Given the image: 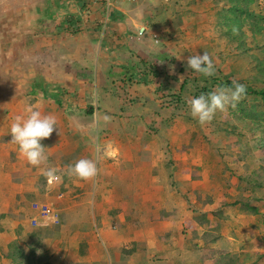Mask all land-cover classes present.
I'll return each instance as SVG.
<instances>
[{
    "label": "crops",
    "instance_id": "obj_1",
    "mask_svg": "<svg viewBox=\"0 0 264 264\" xmlns=\"http://www.w3.org/2000/svg\"><path fill=\"white\" fill-rule=\"evenodd\" d=\"M215 1L111 0L87 19L82 0H0V264H220L256 249L249 235L225 233L223 172L188 108L173 104V55L188 40L193 50ZM28 107L57 118L39 167L10 143ZM94 157L93 180L66 175ZM49 168L59 182L48 183ZM34 201L61 222L32 227Z\"/></svg>",
    "mask_w": 264,
    "mask_h": 264
},
{
    "label": "rangeland",
    "instance_id": "obj_2",
    "mask_svg": "<svg viewBox=\"0 0 264 264\" xmlns=\"http://www.w3.org/2000/svg\"><path fill=\"white\" fill-rule=\"evenodd\" d=\"M245 1L240 0V3L245 6ZM231 2V0H216L213 3L215 9L210 15L205 17L207 19L201 21L207 26L201 32V35L195 36L193 50L188 52V40V42L186 41L187 45H182V51L177 52V55L180 53L178 56L173 53L176 55H173V65H175V74L173 76H177L178 81L176 82L178 86L182 85L184 87L183 90L175 89V91H179V93L173 95V104L177 103L176 106L179 105L183 109L188 108L187 99L197 97L196 95L200 94L201 87L204 85L203 79L206 76L193 73L181 65L186 62L189 56L203 53L204 51L211 55L215 64V75L211 76V80L217 79V84L213 86V90L220 87L219 81L224 83L226 79L264 87V32L256 36L249 29V26L255 22L264 25V0H257L256 3L247 8L253 11L252 16L249 15V10H246V12L242 10V12H238L240 14L236 12L237 16L246 25L242 29L245 34H243L244 42L242 44H239L236 40L230 41V36L226 33L228 28L226 16L231 14L229 9ZM233 2L237 3L236 1ZM69 7L71 8V6ZM94 7L95 5H90L84 8L87 19L90 18L89 16ZM102 7L106 15L107 9L100 4V8ZM106 24L107 19L104 17L99 25L101 29H97L101 38L105 36ZM258 37L260 41H258ZM176 57H180V59ZM190 74L191 76H187ZM251 80L254 82L252 83ZM175 91L174 93H176ZM195 93L197 94L195 95ZM242 109H252L260 111L259 113L264 112V100L260 97L249 95L235 109L229 107L225 112H218L214 120L205 126H201L191 117L189 109L186 111L188 112L187 117L190 118V123L195 125L198 133L195 134V137L204 139V142L210 146V160L215 163L217 169L223 172L225 190L223 188L221 190L223 194L219 196L225 201L223 205L226 207V212L219 208L217 214H223L225 217L224 221H222L225 233L230 235L232 233H245L244 236L249 235L250 239H255L257 243L255 250L248 247L250 249L249 252H243V258L233 257L232 251L225 252L220 259V264H231L233 261H235V264H264V252L259 254L260 251L257 250L258 248L264 249V186L254 191L253 183L240 181L239 179V175L249 178L254 173L264 178V117L261 118L259 123L249 127L247 126L249 121L245 120L247 123L240 118L243 113ZM248 120L251 119L249 118ZM188 125L190 126V124ZM256 192L263 195L262 200L255 201L253 199V194ZM246 200H251L253 204H259L261 213H244L241 209L243 201ZM235 201H238V203L235 204ZM242 214L247 216V227L244 230L242 221L244 219L246 221V217ZM239 220H241L240 226H238ZM237 253L239 254L238 250Z\"/></svg>",
    "mask_w": 264,
    "mask_h": 264
},
{
    "label": "clouds",
    "instance_id": "obj_3",
    "mask_svg": "<svg viewBox=\"0 0 264 264\" xmlns=\"http://www.w3.org/2000/svg\"><path fill=\"white\" fill-rule=\"evenodd\" d=\"M176 58L180 59V57ZM186 67L191 72L206 77L215 75L213 58L206 51L189 56ZM170 72L174 74V65H170ZM246 93L247 86L233 80L230 86H221L206 94L202 93L198 97L187 99L186 104L191 117L201 126H205L214 120L218 112H225L229 107L235 109L246 97ZM103 120L109 123L111 117L105 115ZM56 125L57 118L53 114H44L38 109L28 107L12 121L10 143L18 145L19 155L25 158L28 164L39 167L48 159L46 147L41 141L51 137L57 129ZM45 175L49 183L57 178L54 168H49ZM66 175L85 181L93 180L98 175V157L81 158L67 165Z\"/></svg>",
    "mask_w": 264,
    "mask_h": 264
},
{
    "label": "trees",
    "instance_id": "obj_4",
    "mask_svg": "<svg viewBox=\"0 0 264 264\" xmlns=\"http://www.w3.org/2000/svg\"><path fill=\"white\" fill-rule=\"evenodd\" d=\"M232 4L231 6L229 7L230 11H231V14L226 16L227 17V25H228V28H227V31L226 33L230 36L229 37V40H236L239 42V44H242L244 41H243V34H244V31H242V29L246 26L244 21L241 20L239 18V16H237V13L238 12H242V10H249L250 9H247L248 7L252 6L253 3H256L257 0H246L245 1V6L244 4L240 3V0H231ZM233 1H236L237 3H234ZM88 6L87 4V1L86 0H82V7L83 9L86 8ZM244 6V7H243ZM237 12V13H236ZM253 11H250L249 15L252 16ZM240 14V13H238ZM66 22H69L68 26L71 28L73 27V29H78L80 27V21L79 20H74V18H68V20H66ZM249 29L251 30V32L257 36L260 35V34H263L264 32V25H260L258 24L257 22H255L253 25L249 26ZM245 30V29H244ZM245 35V34H244ZM258 41H260L259 37H258ZM212 77H205L203 79V82H204V85L203 87H201V91H200V94L204 93H208L210 91H213V86L216 83V80L217 79H212ZM233 80L231 79H226L225 82H221L219 81V86H230L231 85V82ZM251 82L253 83L254 81L251 80ZM240 83H243V82H240ZM245 84V83H243ZM247 86V93H246V97L249 96V95H254L256 97H260L262 100H264V87H258V86H252L250 84H245ZM184 87L181 86V90H183ZM197 93H195L196 95ZM199 93L196 95L197 97L200 95ZM245 97V98H246ZM243 110V113H242V121L244 122H247L249 121L248 125L249 127H252L253 124H256V123H259L261 118L264 117V112H261L259 113L260 111H255V110H246V109H242ZM262 114V115H261ZM251 119V120H248V119ZM247 120V121H245ZM239 179L240 181H248L250 183H253V189L254 191H257L259 190L260 188H262L264 186V178L263 177H259L258 175H255V173L252 175V177H244L243 175H239ZM253 199H255V201H260L263 199V195H260L258 194V192L254 193L253 194ZM238 201H235V204H237ZM244 213H251V214H259L261 213V206L259 204H253L251 202V200H246V201H243V207L241 209ZM20 251V250H19ZM21 254V252H20ZM22 256V255H20ZM24 259V263L25 264H31V262L27 259V258H23ZM23 261H21L20 263H22ZM231 264H235V261H233ZM243 264V263H241ZM252 264H257V263H252Z\"/></svg>",
    "mask_w": 264,
    "mask_h": 264
},
{
    "label": "built area",
    "instance_id": "obj_5",
    "mask_svg": "<svg viewBox=\"0 0 264 264\" xmlns=\"http://www.w3.org/2000/svg\"><path fill=\"white\" fill-rule=\"evenodd\" d=\"M88 6L90 5H104L106 9H109L112 5L111 0H86ZM138 1V0H133ZM164 3H169L172 0H161ZM108 15V14H107ZM145 26L141 27L140 32L145 31ZM57 178L53 179L52 183L54 184L60 181V177L56 175ZM48 181V178H47ZM31 214L29 216V221L32 227H48L51 225H56L61 222V215L59 210L50 203H43L34 201L31 204Z\"/></svg>",
    "mask_w": 264,
    "mask_h": 264
}]
</instances>
